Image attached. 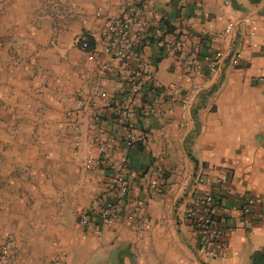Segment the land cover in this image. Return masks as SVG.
Listing matches in <instances>:
<instances>
[{
	"label": "crops",
	"instance_id": "obj_1",
	"mask_svg": "<svg viewBox=\"0 0 264 264\" xmlns=\"http://www.w3.org/2000/svg\"><path fill=\"white\" fill-rule=\"evenodd\" d=\"M122 1H0L3 128L19 126L35 138L18 139L19 150L7 145L0 156V242L14 241L13 264H53L60 253L63 264H252L264 246L263 217L234 229L225 255L205 261L183 209L197 173L230 204L247 193L264 206V0H131L152 5L160 18L145 54L163 110L135 119L138 140L127 151L132 191L141 194L155 167L166 190L146 206L150 224L141 233L127 221L100 234L78 225L82 211L98 209L108 179L103 166L85 164L97 156L93 139L120 134L106 103L123 82L102 73L76 41L89 35L99 57L115 64L100 53L101 30L122 13ZM227 21L234 27L225 33ZM189 56L200 71L186 65ZM208 56L217 59L212 71ZM78 90L84 103L71 121ZM97 109L100 121L91 116Z\"/></svg>",
	"mask_w": 264,
	"mask_h": 264
},
{
	"label": "built area",
	"instance_id": "obj_2",
	"mask_svg": "<svg viewBox=\"0 0 264 264\" xmlns=\"http://www.w3.org/2000/svg\"><path fill=\"white\" fill-rule=\"evenodd\" d=\"M186 2L187 0H180ZM122 13L111 15L101 30L103 45L100 53L110 54L115 64L99 57V51L94 47L87 34H81L77 47L88 59L96 63L102 73L117 75L122 79L115 100L108 101L114 115L120 134L107 135L101 139H93L97 156H89L86 160L87 169L103 166L108 172L103 192L98 200L96 211H82L78 217V225L87 231L100 234L104 228H113L122 221L133 224L135 231L143 232L150 224L144 214L146 206L166 190L164 171L155 167L148 183L141 187L140 195H133L130 168L127 159L129 147L138 140L135 129V119L142 116L161 115L162 107L155 100L154 68L145 54V47L150 38V29L159 34L160 18L152 5L135 4L131 0H123ZM234 27L232 21H227L224 32L228 33ZM206 66L213 70L217 59L206 57ZM234 63L237 59L232 60ZM188 67L197 71L202 68L201 62L194 56L185 59ZM75 110L67 113L68 120L77 117V112L84 103V94L78 90ZM102 109L94 110L91 116L94 121H100L104 116ZM75 142L80 139V130L74 125ZM227 172V171H226ZM220 185L227 182L226 178L217 179ZM206 177L197 173L194 177L183 209V219L191 228L196 241L198 253L206 258H216L225 255L229 247L228 236L237 227L248 225L259 217L264 218V206L255 196L241 193L236 201L228 203L222 194L213 188H207ZM257 209H260L258 213ZM234 213L239 214V221L233 222ZM15 244L12 239L0 243V264H12L15 257ZM54 257V264H62L60 258Z\"/></svg>",
	"mask_w": 264,
	"mask_h": 264
},
{
	"label": "rangeland",
	"instance_id": "obj_3",
	"mask_svg": "<svg viewBox=\"0 0 264 264\" xmlns=\"http://www.w3.org/2000/svg\"><path fill=\"white\" fill-rule=\"evenodd\" d=\"M0 101H1V99H0ZM2 111H3V107H2V105L0 103V156L4 154V151L6 150V148H7L6 146L7 145H11V147L15 148V149L11 148L12 150H19L15 144H14L15 146H13V142L20 141L18 139H23V140L27 139V138L35 139L32 136V134H31V136L28 135V133L25 130L20 131L19 126L17 127V129H13L14 131H11L10 129H7V128H3V124L8 121L9 117L4 116L2 114ZM26 119H24V117H13L11 119V123H13L14 121L15 122L16 121L17 122H19V121L26 122ZM180 222L183 223L182 221H180ZM7 239H10V238H6L5 240H7ZM2 242H0V243H2ZM60 254H56V255L53 256V259H52V263L53 264H54V257L55 256H57V255L65 256L63 253H60ZM15 256H16V249H15ZM14 259H15V257L13 258L12 264L14 263ZM207 260L209 261V259L205 258V261H207ZM60 261L63 264L64 260H62L60 258Z\"/></svg>",
	"mask_w": 264,
	"mask_h": 264
},
{
	"label": "trees",
	"instance_id": "obj_4",
	"mask_svg": "<svg viewBox=\"0 0 264 264\" xmlns=\"http://www.w3.org/2000/svg\"><path fill=\"white\" fill-rule=\"evenodd\" d=\"M167 26V23H164ZM169 29H167L168 31ZM252 264H264V246L251 254Z\"/></svg>",
	"mask_w": 264,
	"mask_h": 264
}]
</instances>
